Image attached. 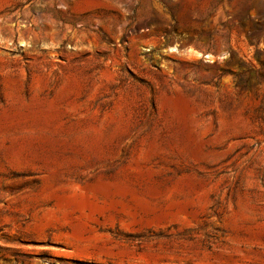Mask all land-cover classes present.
<instances>
[{
  "label": "rangeland",
  "instance_id": "rangeland-1",
  "mask_svg": "<svg viewBox=\"0 0 264 264\" xmlns=\"http://www.w3.org/2000/svg\"><path fill=\"white\" fill-rule=\"evenodd\" d=\"M0 264H264V0H0Z\"/></svg>",
  "mask_w": 264,
  "mask_h": 264
}]
</instances>
